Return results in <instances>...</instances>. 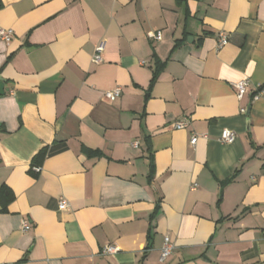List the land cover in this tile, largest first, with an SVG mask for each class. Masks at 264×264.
I'll return each mask as SVG.
<instances>
[{
    "label": "crops",
    "instance_id": "1",
    "mask_svg": "<svg viewBox=\"0 0 264 264\" xmlns=\"http://www.w3.org/2000/svg\"><path fill=\"white\" fill-rule=\"evenodd\" d=\"M0 29V264H264V0H0Z\"/></svg>",
    "mask_w": 264,
    "mask_h": 264
},
{
    "label": "built area",
    "instance_id": "2",
    "mask_svg": "<svg viewBox=\"0 0 264 264\" xmlns=\"http://www.w3.org/2000/svg\"><path fill=\"white\" fill-rule=\"evenodd\" d=\"M14 31L12 29H0V39L4 40L6 42H9L13 38ZM156 40H161L162 39V32L158 31L155 34L152 35ZM229 38L226 33L220 32L218 35V43L219 47H223L226 44H228ZM105 41H100L95 49V53L93 55L92 61L95 64H99L103 60V54L105 51ZM250 80L249 79H243L237 83L234 84V88L236 91V95L239 99H242L249 91H250ZM264 93L263 90V85L262 84H257L256 85V90L254 94V99L260 98ZM122 94V87L121 86H116L113 89L105 91V98L108 100H114L117 97H119ZM189 125V119L184 118L179 121H177L174 124V127L177 129H182L186 128ZM200 135H197L196 133H193L191 136V145L195 146ZM237 134L233 131H230L228 129H225L222 131V134L220 136V140L224 143H233L236 140ZM135 146H138V142L134 143ZM40 166L35 167V170H39ZM68 206V201L65 198H61L59 201V209L63 210L67 208ZM30 228L29 223L25 221L23 224V230L28 231ZM174 249V244L170 236H165L164 238V243L161 248V253L159 257V261L161 263L165 262L173 253ZM117 248L115 246L109 245L107 246L103 252L105 254H112L116 252Z\"/></svg>",
    "mask_w": 264,
    "mask_h": 264
},
{
    "label": "trees",
    "instance_id": "3",
    "mask_svg": "<svg viewBox=\"0 0 264 264\" xmlns=\"http://www.w3.org/2000/svg\"><path fill=\"white\" fill-rule=\"evenodd\" d=\"M160 72V68H158L157 70L154 71L153 73V78H152V84L156 81L158 75ZM47 155V150L46 149H42L39 153H37L33 159V165H35V167L40 166L44 160V158ZM4 194V191L2 193V195Z\"/></svg>",
    "mask_w": 264,
    "mask_h": 264
}]
</instances>
